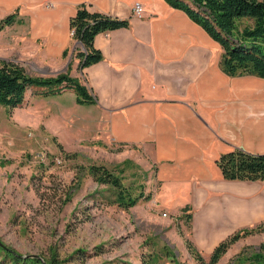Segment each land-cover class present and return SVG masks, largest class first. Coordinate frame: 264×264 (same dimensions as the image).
I'll use <instances>...</instances> for the list:
<instances>
[{"label": "crops", "instance_id": "0c3cea01", "mask_svg": "<svg viewBox=\"0 0 264 264\" xmlns=\"http://www.w3.org/2000/svg\"><path fill=\"white\" fill-rule=\"evenodd\" d=\"M80 3L130 21L97 34L104 59L77 73L111 141L145 151L155 191L168 185L172 199L191 206L197 247L210 254L237 229L264 220V181L226 180L215 167L232 147L264 153V77L223 72L218 42L165 0H0V19L17 11L23 21L0 31L27 36L41 64L62 60L79 46L69 20Z\"/></svg>", "mask_w": 264, "mask_h": 264}, {"label": "rangeland", "instance_id": "374dc122", "mask_svg": "<svg viewBox=\"0 0 264 264\" xmlns=\"http://www.w3.org/2000/svg\"><path fill=\"white\" fill-rule=\"evenodd\" d=\"M28 40L16 28L0 31V60L32 76L68 71L87 86L74 69L78 46L45 65ZM43 91L32 86L19 106L0 105V246L42 264H198L190 240L208 261L192 239L184 198L173 201L168 185L155 191L145 151L111 141L101 113L78 104L73 90ZM92 164L122 176L141 195L136 203L119 204L116 190L90 174ZM216 264H264V228L231 244Z\"/></svg>", "mask_w": 264, "mask_h": 264}, {"label": "trees", "instance_id": "16d2710c", "mask_svg": "<svg viewBox=\"0 0 264 264\" xmlns=\"http://www.w3.org/2000/svg\"><path fill=\"white\" fill-rule=\"evenodd\" d=\"M171 7L183 10L191 20L199 24L222 49L219 65L229 76L255 75L264 77V0H165ZM22 21L17 11L0 19V30L7 25ZM128 18L90 10L85 3L76 7L69 20L72 38L78 43L76 58L78 70L104 59L94 44L97 34L119 28L129 27ZM66 50L62 55L65 56ZM32 86L44 87V95L60 94L71 89L76 94L78 104H96L97 99L79 78L68 71L55 76L40 77L29 75L19 64L0 60V105L19 106L25 93ZM221 176L226 180L264 181V153H251L232 147L215 160ZM90 174L100 183L116 190V200L123 206H133L137 194H132L122 182V176L110 171L103 165L89 166ZM186 217L192 219L190 205L183 207ZM264 228V220L242 227L220 241L209 254L206 261L202 253L190 241L186 245L198 264H216L230 245L247 234ZM0 246L4 259L0 264H42L38 259L21 257L11 250ZM153 264V263H144Z\"/></svg>", "mask_w": 264, "mask_h": 264}, {"label": "built area", "instance_id": "2783aa9c", "mask_svg": "<svg viewBox=\"0 0 264 264\" xmlns=\"http://www.w3.org/2000/svg\"><path fill=\"white\" fill-rule=\"evenodd\" d=\"M141 11H142V6H141V4H140V3H135V5H134V7H133V13H134L135 15L140 16Z\"/></svg>", "mask_w": 264, "mask_h": 264}]
</instances>
